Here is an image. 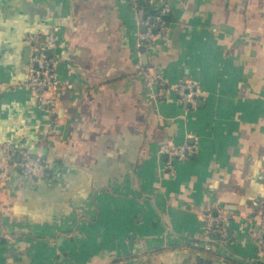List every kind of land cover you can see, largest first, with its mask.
Returning <instances> with one entry per match:
<instances>
[{
	"label": "crops",
	"instance_id": "obj_1",
	"mask_svg": "<svg viewBox=\"0 0 264 264\" xmlns=\"http://www.w3.org/2000/svg\"><path fill=\"white\" fill-rule=\"evenodd\" d=\"M172 7L144 62L197 86L195 110L146 89L127 0H0V168L8 144L53 162L0 185V264H264V0ZM28 35L58 64L52 109L19 87ZM208 212L231 236L210 251Z\"/></svg>",
	"mask_w": 264,
	"mask_h": 264
},
{
	"label": "built area",
	"instance_id": "obj_2",
	"mask_svg": "<svg viewBox=\"0 0 264 264\" xmlns=\"http://www.w3.org/2000/svg\"><path fill=\"white\" fill-rule=\"evenodd\" d=\"M127 4L133 14L136 30L137 73L146 89L154 98L157 88L169 87L175 93L180 105L189 110L197 109L200 97V89L197 86L171 85L154 64L144 62L146 49L168 41L171 31L168 17L170 18L173 12L172 0H127ZM25 39L29 44L30 55L27 70L19 87L37 94L39 105L52 109L57 102L56 95L63 89V83L58 75L57 61L39 45L37 35H28ZM197 151L196 145H163L158 153L170 158L173 164L174 161L189 160ZM2 152L5 160L0 168V185L10 182L15 174L35 182L41 174L53 167L51 160L40 155H23L11 144L4 146ZM172 164L168 166L171 171L174 168ZM204 229L208 237L207 251L211 250L214 243L225 242L231 238L226 214L223 212H208L204 216ZM258 244L264 255V220L261 223Z\"/></svg>",
	"mask_w": 264,
	"mask_h": 264
},
{
	"label": "water",
	"instance_id": "obj_3",
	"mask_svg": "<svg viewBox=\"0 0 264 264\" xmlns=\"http://www.w3.org/2000/svg\"><path fill=\"white\" fill-rule=\"evenodd\" d=\"M29 55H30V48L27 50V53H26V56H25V58H26V61H29L28 60V58H29ZM144 61L146 62V56L144 57ZM205 264H206V262L205 261H203Z\"/></svg>",
	"mask_w": 264,
	"mask_h": 264
},
{
	"label": "trees",
	"instance_id": "obj_4",
	"mask_svg": "<svg viewBox=\"0 0 264 264\" xmlns=\"http://www.w3.org/2000/svg\"><path fill=\"white\" fill-rule=\"evenodd\" d=\"M168 21L171 22V19L168 17Z\"/></svg>",
	"mask_w": 264,
	"mask_h": 264
}]
</instances>
